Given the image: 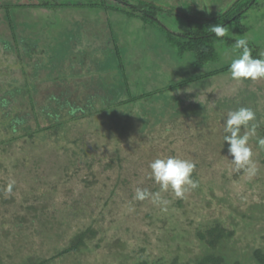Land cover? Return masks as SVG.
<instances>
[{"label": "rangeland", "instance_id": "1", "mask_svg": "<svg viewBox=\"0 0 264 264\" xmlns=\"http://www.w3.org/2000/svg\"><path fill=\"white\" fill-rule=\"evenodd\" d=\"M145 1L161 4L166 12H172L173 16L167 19L165 24L169 29L180 33L187 31L190 26L187 16L211 19L230 8L237 0ZM30 3H36V1L22 0L20 5ZM60 3L80 5L85 8L56 11L22 8L16 11V0H0V129L1 126H9L11 116L21 111L17 108L18 104L20 107L22 102L23 108H31L32 102L29 96H32L37 102L35 92L38 90L41 92L40 89L43 90L45 87L53 88V85L58 87L56 94L70 92L75 93V96L85 85L83 89L86 90V94L97 97L91 100L93 110L96 111L121 103L125 99L123 97V80L122 74L118 70L110 24L114 25L112 29H114V35L119 42L124 63L128 67L126 73L131 80L135 97L151 92L157 93L163 87L175 86L184 80L175 79L171 74V71L178 70V64H175L174 61H172L173 63L161 64L159 68L154 58H149L140 60L136 69L132 68L135 64L132 60L129 61L128 57L133 48L131 41L134 34L127 26H124L127 18L123 11L106 14L103 11L88 8L89 3L86 0H63ZM5 6H11L13 21L21 43L19 49L24 51L27 48L31 51L29 54L20 52L21 56L32 57L29 64L27 60L19 61L16 59L18 52L13 51L11 56L12 51L6 52L1 49L2 42L10 41L11 35L5 18ZM113 6L118 8L117 5ZM119 8L121 9V7ZM168 13L162 18L165 19ZM57 21L61 23V29L56 30V33L49 34L44 31V26L54 30ZM243 24L249 30L243 38H246L254 46H258L264 54V0H260L258 8L250 10ZM137 25L142 26L140 22L136 21L132 31L136 29ZM138 33L139 31L136 32L135 37L138 36ZM231 35L235 40L242 38L236 29L231 31ZM62 41H69L68 43L73 50H71V56H68L66 54L68 53L67 49H64L61 56H66L65 60L74 57L75 60L79 61V64L84 63L85 70H81L83 67L79 69L78 65L74 66L75 69L72 67L70 70L71 66L61 58L63 61L60 60L59 63L55 64L56 68L52 69L55 74V82L47 81L45 84L46 76H40L37 71L31 73L34 70L33 65L38 63L40 69L44 65L49 66L52 61L49 62L48 58H50L49 55L54 54L52 52L54 49L50 53L48 47L54 48L56 44ZM55 49L57 50V48ZM219 52L222 58L221 64L204 71H195L187 79L190 81L201 74L226 67L235 58L233 48L227 49L221 45ZM152 56L155 57L153 54ZM53 57H59L58 53ZM133 59L136 61L138 58L133 56ZM192 60H186L179 68L180 71L183 68L190 71ZM24 65L27 76L22 70ZM91 71H96L93 73L95 75H91ZM43 73L48 75L46 71ZM68 74L72 75L67 76ZM41 78H43L42 81H40ZM30 83L34 84L35 87ZM9 99L10 101L3 106L2 103ZM212 102L215 103V107L212 106ZM241 106L250 107L254 110L256 120L253 123L257 124V136L264 137V80L237 83L231 81L229 74H227L209 80H198L166 95L158 93L152 98L131 105L128 109L121 107L119 110H122L125 115L129 114L127 111L132 113L131 120L133 124L137 125L134 132H129L128 135L120 138L117 146V149L118 147L122 149L123 156L128 160V172L132 175L134 173L139 174L141 183H145L147 182L146 179L150 177L148 165L152 160L175 154L176 157L182 156V159H189L195 164L198 163L199 168L196 170L203 177L206 185L205 190L198 188L189 190L182 199L176 198L171 190L162 193L164 198L171 201L167 212H162L160 207L154 205L150 200L138 201L133 197L131 198L130 193L121 192L119 202L117 201L118 206H113V210H117L111 214V218L108 217L105 226L102 228L104 232L108 230L111 233L105 235V238L116 242L129 231L128 235L131 237L129 247L132 244L131 246L137 248L138 245L143 244L148 247L151 256L154 258H172L179 254L187 259L199 252L194 233L196 229L204 228L205 225L212 224L215 220H230L233 224L239 221L242 229L237 231L236 237L231 239L225 248L227 251L237 250L238 253H244L245 256H248L247 260L238 256L242 264H255L251 261L253 249L259 246L264 248V149L257 146L256 137L250 139L249 145L252 147L253 160L256 162L258 172L254 177L249 178L242 171H235V166L230 161L232 157L228 155V145L223 141V121L227 118V112ZM61 109H64L63 114L67 112L66 107ZM47 111L51 112L52 115L57 113L56 108L52 106ZM115 113L116 111L112 108V111L106 110L101 115L81 121L84 128L83 132L86 134L84 137H87V140L94 147V154L113 153L116 145L114 137L116 119L112 115ZM169 113L171 116L167 119ZM177 113L179 117H174ZM169 120L172 121L169 122ZM4 122L7 124L3 125ZM162 125H166V127L169 125L173 128L169 134L176 142L174 150H169L163 144L164 141L156 135ZM9 138L0 131V146L4 142V146L10 145L9 147H11V150L5 153L0 147V184L2 185L0 188L2 187V191L4 189L7 191L9 182L15 181L12 190L16 193V203L40 202V206L48 205V215L55 216L62 223L63 238H67L70 235V230L67 227H72L71 219L76 211L74 209L82 194L78 180H73L70 183L71 192L66 193L65 197L61 198L56 192V188L63 184L67 158L65 160L63 155L58 158L59 155L56 152H51L43 156L41 163H36L38 170H30L28 168L33 167V162L29 157L32 153L35 158L37 150H26L25 153H22L20 151L22 148H19L18 152L16 148H12L13 145L9 144ZM37 141L36 147L41 150L40 144H43L44 147L46 142L44 140ZM46 146V150L49 151L47 144ZM52 147L51 141L50 149ZM24 158H27L28 161L19 166V173H17V170L12 169V164L22 163ZM102 170L96 167L97 173ZM18 175H22L21 179L26 177L27 180L17 179L19 178ZM130 178L133 180L132 177ZM102 179H106V175L102 176ZM140 181L138 180V182ZM150 185L159 187L154 181ZM205 191L206 193H204ZM208 195L211 198H208ZM131 201H135L133 205L130 204ZM95 204L92 203L90 209H96ZM81 211L88 213L89 209L88 207H80L76 215L79 216ZM228 224L227 222L225 226L229 228ZM9 229L0 216V241L5 245L4 251L9 250L11 245L15 247L24 246L28 231L18 237L15 231ZM42 234H40L42 237L40 248L49 243L44 248L46 249L52 242V248H49V252H53L57 248L56 245L60 243L59 240L57 242V233L55 236L53 234L49 237ZM61 244L64 246L63 242ZM104 248L101 253L99 252L100 254L98 251H90L82 255L79 257V262L81 264H134V261L126 258L127 254L119 256L116 252H112L109 247L104 246ZM74 263L73 258H67L54 264Z\"/></svg>", "mask_w": 264, "mask_h": 264}, {"label": "trees", "instance_id": "2", "mask_svg": "<svg viewBox=\"0 0 264 264\" xmlns=\"http://www.w3.org/2000/svg\"><path fill=\"white\" fill-rule=\"evenodd\" d=\"M16 1V11L22 8L46 11H56L60 9L67 10L70 8L76 10L85 8L80 5L61 4L60 1L63 0H28L31 2L36 1V3H30L27 5H20L22 0ZM86 1L89 3L88 8L100 10L106 14L123 11V14L127 18L124 26H127V28L131 30V33L134 34V38L131 41L133 48L128 57V60H132L135 64V66L131 65L133 69H136L137 66H139L140 60H147L149 58H154V61L159 68V65L161 64H166L168 62L173 63L172 61H174L175 64H178V70L175 72L171 71V74L175 79L184 80L175 86L171 85L163 87V89L157 93L151 92L149 94H142L139 97H135L131 80L126 73V69L128 67L124 63L125 60L123 58L119 42L114 35V29H112L114 25L110 24L112 43L119 67L118 70L121 72L123 80V97L125 99L121 103L110 107L108 106L107 109L104 108L96 111L93 110V102H91V100L96 99L97 97H95V95L86 94V90L83 89L85 85H83L77 96H75V93L70 92L56 94L58 87L53 85V88L45 87L43 90L40 89L41 92H39V90L35 92L37 102L34 101L32 96H29V99L32 102V107L29 108L30 110L28 108H23L24 104L22 102L20 103V107L18 104L17 108L21 109V113L18 112L12 115L9 126H1V133L7 138L10 137L8 141L9 144H11V146L13 145L12 148H16L18 152L19 148H22L20 149L22 153H25L26 150H37V156L35 158L32 156V153L29 157L33 162V167L28 168L30 170H38L36 163H41L44 158L43 156L51 152H56L59 155L58 158H60V155H63L65 160L67 158V168L64 171L63 184L56 188V192L59 193L61 198L63 196L65 197L66 193L71 192L69 188L70 183L73 180H78L82 189V194L80 195V200L74 209L76 211L71 219L72 227H67L68 230H70V235L67 238H63L64 233L61 231L63 225L56 219L55 216L48 215V205L40 206V202H26L25 204H18L15 202V191L12 190L9 192L5 189L2 191L1 187L0 216L3 218L5 224L10 228L9 230L15 231L16 236L20 237L25 231H28V236L25 240L24 246L15 247L10 244L13 247L10 246V249L7 251H4L3 247L5 245H3L0 241V264H54L61 259L67 258H73L75 262L74 264H81L79 262V257L89 253L90 251H98V253H101V250L105 249L104 246L109 247L112 252H116L119 256L127 254L126 258L134 261V264H242L238 256L246 260L248 256H245L244 253H238L237 250L234 251L231 249L232 252L227 251V248H225V245L230 242L231 239L236 237L237 231L242 229L239 221H236L233 224L230 220H215L212 224L209 223L208 225H205L204 228L196 229V232L194 233L198 243L199 252L197 255L195 254V256L187 259H184V257L179 254L173 256L172 258H154L151 256L146 245H138V247L135 248L131 246V244L129 247V243H131V237L128 235L129 231L126 232V235L123 238L121 237L118 241L114 242L111 241V239L105 238V235H109L111 233L108 230H105L104 232L102 228L105 226L108 217H110L111 214L117 210H113V206H118L119 203H117V201L119 202V195L121 192L130 193L132 198L134 197L133 194H135V189L138 187L147 188L151 192L160 190L159 187H152L150 185L153 181L150 177L146 179L147 182L141 183L139 174L134 173V175H132L128 172V160H126L123 156L124 154H122V149L119 147L117 149V146L120 138L128 135L129 132H134L137 125L133 124L131 120V117L133 116L131 112L127 111L129 114L125 115L123 111L119 109L121 107H123V109H128L131 105L138 104L143 100L152 98L158 93L161 95L169 94L174 92V90L193 84L198 80H209L229 74L228 67L230 64H227L226 67L209 71L206 74H201L197 78L190 81L187 79L190 78L195 71H204L212 66L216 67L221 64L222 58L219 52L220 46L224 45L227 49L233 48L235 39L231 35V31L234 29L239 32L241 37H245L248 34L249 30L243 23L250 10L259 7L260 0H237L230 8L221 14L215 15L211 19L191 18L187 16L190 21V26L187 31L180 33H176L166 26V20L173 16V13H168V11L166 12L163 5L156 2H147L145 0ZM113 5H117L118 8H115ZM119 7H121V9ZM4 11L11 35L10 41L5 40L2 42L1 49L6 52L12 51L10 53L11 56L13 51L18 52V57L14 58L19 61L27 60L29 64V60H32V57L26 58V56L20 55V52L29 54L31 51L27 48L24 51L19 49L21 43L19 42L16 26L13 21L11 6H5ZM167 13L168 15L165 19H163L162 16ZM136 21L140 22L142 26L137 25L136 29L132 31ZM195 24H197V26H195ZM217 24H223L228 27V34L221 38L223 42L218 40L214 34L208 30L211 26H215ZM59 29H61V23L59 21H57V24L54 26V30L51 27L44 26V31L49 34L56 33V30ZM137 31H139V33L138 36L135 37ZM148 31H150V33H148ZM68 42L62 41L59 44H56L54 48L48 47V51H50V53L51 50L54 49L52 51L54 53L52 54L53 56L58 53L59 57L49 55V62H52L49 63V66L44 65L41 69L38 68V63H34V70H32L31 73H35L37 71L40 73V76H46L47 79L45 84H47V81L54 83L55 74L52 69L54 70L56 68L55 64L59 63L61 58L64 60L66 59V56H61V53L64 52V49H67L68 53L66 54L71 56L70 54L73 48L70 47ZM248 44L252 50L254 58H259L260 55L263 54V51L258 48V46H254L251 42H248ZM55 48H57V50ZM152 54L155 55V57H153ZM133 56H136L138 59L135 61ZM186 60L193 61L190 65V71L185 68L180 71L179 68H181V65H183ZM62 61L63 60H61V62ZM65 62L71 66L70 70H72V67L75 69L76 67L74 66L77 65L79 66V69L80 67H83L81 68L82 71L85 70L84 63L79 64V61L75 60L74 57L70 60H65ZM132 62L130 63L132 64ZM52 63L53 65H51ZM22 70L24 75L27 76L28 74L25 70V65L22 67ZM42 70L46 71L48 75H45ZM94 72L91 71V75ZM71 75L72 74H68L67 76ZM83 75H85L84 72ZM36 78L38 79L37 76ZM42 79L43 78H41L40 81H42ZM32 85L35 87L34 84ZM9 101L10 99L8 101H4L2 105L5 106ZM59 105L62 106L60 107ZM50 106L56 108L57 113L55 115H52L51 112L47 111ZM65 107L67 108V112L63 114L64 109L61 108ZM112 108L116 111V113L112 115V117L116 119L114 136L116 145L113 153L107 154L103 152L94 154V147L87 140V137H84L86 134L83 132L84 128L81 125V121H85L89 119V117L91 118L99 114L101 115L106 110L112 111ZM169 116H171L170 113L168 114L167 119ZM174 117H179L178 113ZM170 121L172 120H169V122ZM6 124V122L3 123V125ZM161 127L162 128L159 129V132H157L156 135L164 141L163 144L169 150H174L176 142L174 141L172 135L169 134L173 131L172 126L168 125V127H166V125H162ZM37 140H44L48 145L49 151L46 150V144V147H43V144H40L41 150H38L39 148L36 147V143L38 142ZM51 141L53 143V147L50 149ZM9 146L10 145L4 146L3 142L0 147L5 153L11 150V147ZM172 156H175V154ZM181 157L182 156L179 158ZM18 160L20 161V159ZM26 161H28L27 158H24L22 163L12 164V169L14 171L17 170V173H19V166ZM198 166V163H196L192 177L193 179L199 181L198 189L205 190L206 183L203 177L199 175L196 170L199 168ZM96 167L103 170L100 173H97ZM105 175L106 179L103 180L102 176ZM18 177L19 178L17 179H21L22 175H18ZM130 177H132L133 180ZM21 180H27V178L25 177ZM138 180L140 182H138ZM204 193H206V191ZM208 198H211V196L208 195ZM95 202L97 203L95 204ZM134 202L135 201H131L130 204L133 205ZM92 203L96 205V209H90ZM80 207H88L89 212L85 213L81 211V214L77 216L76 212ZM227 222L229 223V228L225 226ZM111 224L114 225V223ZM111 224L109 225L112 227ZM111 232L113 231L111 230ZM55 233H57L58 237V239L56 238L57 242L58 240L60 241V243L56 245L57 248L55 247L56 249L53 252H49V248H52V242L46 249L44 248L49 243L45 247L40 248V246H42L40 245V241L42 239L40 234L49 237V235L53 234L55 236ZM62 242L64 246H62ZM59 244L61 245L59 246ZM125 251H128V253H125ZM251 261L255 262V264H264L263 247L259 246L258 248L253 249Z\"/></svg>", "mask_w": 264, "mask_h": 264}, {"label": "clouds", "instance_id": "3", "mask_svg": "<svg viewBox=\"0 0 264 264\" xmlns=\"http://www.w3.org/2000/svg\"><path fill=\"white\" fill-rule=\"evenodd\" d=\"M214 36L221 40L228 34V27L223 24L211 26L208 29ZM221 42H223L221 40ZM235 58L228 67L231 81L243 83L245 81L264 80V54L254 58L246 38L235 40L233 45ZM215 107V103L212 102ZM256 113L250 107H238L227 112V118L223 121V141L228 145V155L232 157L231 164L235 171H243L249 178L254 177L258 168L253 160V150L249 145L252 137H256L257 146L264 149V137L257 136ZM243 129V133H242ZM151 179L159 185V191L151 192L147 188H136L134 199L138 201L150 200L159 206L162 212L168 211L171 201L164 198L162 193L171 190L178 199L184 198L189 190L199 187V181L193 179L192 173L195 163L189 159L176 156L155 158L149 165ZM15 181H10L7 191L11 192Z\"/></svg>", "mask_w": 264, "mask_h": 264}]
</instances>
